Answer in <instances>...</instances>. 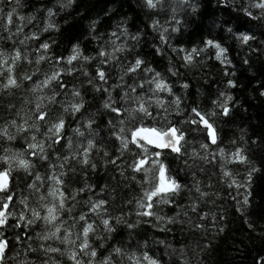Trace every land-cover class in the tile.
<instances>
[{
	"label": "trees",
	"instance_id": "obj_1",
	"mask_svg": "<svg viewBox=\"0 0 264 264\" xmlns=\"http://www.w3.org/2000/svg\"><path fill=\"white\" fill-rule=\"evenodd\" d=\"M150 261L264 264V0H0V264Z\"/></svg>",
	"mask_w": 264,
	"mask_h": 264
},
{
	"label": "rangeland",
	"instance_id": "obj_2",
	"mask_svg": "<svg viewBox=\"0 0 264 264\" xmlns=\"http://www.w3.org/2000/svg\"><path fill=\"white\" fill-rule=\"evenodd\" d=\"M148 264H152V262L150 261V263H148Z\"/></svg>",
	"mask_w": 264,
	"mask_h": 264
},
{
	"label": "bare ground",
	"instance_id": "obj_3",
	"mask_svg": "<svg viewBox=\"0 0 264 264\" xmlns=\"http://www.w3.org/2000/svg\"><path fill=\"white\" fill-rule=\"evenodd\" d=\"M217 47V46H216Z\"/></svg>",
	"mask_w": 264,
	"mask_h": 264
}]
</instances>
